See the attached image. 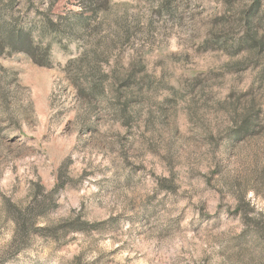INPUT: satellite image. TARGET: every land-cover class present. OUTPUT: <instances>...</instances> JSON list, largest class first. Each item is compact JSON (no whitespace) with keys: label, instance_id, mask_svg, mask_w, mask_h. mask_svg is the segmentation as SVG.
Returning <instances> with one entry per match:
<instances>
[{"label":"rangeland","instance_id":"rangeland-1","mask_svg":"<svg viewBox=\"0 0 264 264\" xmlns=\"http://www.w3.org/2000/svg\"><path fill=\"white\" fill-rule=\"evenodd\" d=\"M4 14L0 264H264V0Z\"/></svg>","mask_w":264,"mask_h":264},{"label":"trees","instance_id":"trees-1","mask_svg":"<svg viewBox=\"0 0 264 264\" xmlns=\"http://www.w3.org/2000/svg\"><path fill=\"white\" fill-rule=\"evenodd\" d=\"M13 1L10 0L4 5L3 0H0V55L5 52L22 53L35 65L47 66L49 46L41 47L40 43H37L44 37V27L37 30L36 37H33L31 30L20 28L13 18L5 16L4 13L13 5Z\"/></svg>","mask_w":264,"mask_h":264}]
</instances>
